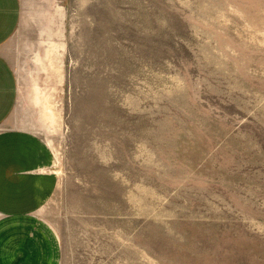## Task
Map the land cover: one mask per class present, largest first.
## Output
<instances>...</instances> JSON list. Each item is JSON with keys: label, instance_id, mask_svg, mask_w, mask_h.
I'll return each mask as SVG.
<instances>
[{"label": "rangeland", "instance_id": "374dc122", "mask_svg": "<svg viewBox=\"0 0 264 264\" xmlns=\"http://www.w3.org/2000/svg\"><path fill=\"white\" fill-rule=\"evenodd\" d=\"M28 1L61 264H264V0Z\"/></svg>", "mask_w": 264, "mask_h": 264}, {"label": "crops", "instance_id": "0c3cea01", "mask_svg": "<svg viewBox=\"0 0 264 264\" xmlns=\"http://www.w3.org/2000/svg\"><path fill=\"white\" fill-rule=\"evenodd\" d=\"M63 13L56 2L33 8L28 0H0V264H61L57 233L40 217L57 184L42 173L47 162L30 126L45 118L32 115V41L25 31L19 42L15 36L31 23L62 24Z\"/></svg>", "mask_w": 264, "mask_h": 264}]
</instances>
